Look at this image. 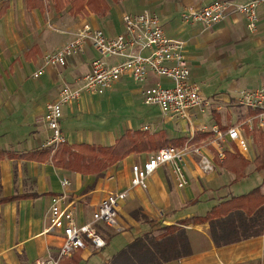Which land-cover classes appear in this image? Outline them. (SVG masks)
<instances>
[{"label": "crops", "instance_id": "crops-1", "mask_svg": "<svg viewBox=\"0 0 264 264\" xmlns=\"http://www.w3.org/2000/svg\"><path fill=\"white\" fill-rule=\"evenodd\" d=\"M88 1L0 0V112L4 113L5 105L12 103V98L5 96L9 85L5 79L12 74L14 89H30L33 129L37 125L49 135L40 121L36 123L37 118L43 116L46 104L55 100L60 87L65 83L75 86L99 56L87 46L83 55L69 57L64 67H47L38 78H32L40 64V56L60 49L85 25L100 30L107 37H114L122 33L123 15L148 11L158 16L167 38L183 42L190 81L200 90L205 101L203 108L189 111L183 119H167L161 113L160 119L148 114L147 117L137 115L120 132L97 128L94 131L93 126L86 125L83 120L84 117L92 119L93 112L87 110L86 105L104 93L83 94L78 101L62 109L60 127L65 143L108 147L128 130L141 131L144 130L141 125L161 122L166 126L175 125L179 131L176 138H170L165 128L147 130L163 132L170 141L166 146L177 149L186 145L198 147L199 143L212 139L211 135L199 131L201 125L225 130L246 117L248 112L235 107L234 98L240 90L257 88L264 81V3L257 7L256 30L249 33L241 15H233L210 28L181 19V14L188 8H202L215 0H94L91 9L87 6ZM232 1L247 3L254 0ZM104 7L107 12L101 16L99 13ZM106 61L114 64L118 59ZM227 72L232 81L221 86L220 80L225 79ZM25 78L33 79V86L26 84ZM127 80L134 81L124 75L107 90L119 88L131 96L137 90L143 98L142 92L146 88L169 84L163 78L149 75L146 82L134 81L138 88L131 90L123 88ZM83 126L87 131L82 130ZM197 136L201 137L198 141ZM252 148L247 155H239L232 144L233 151L226 153L227 159L234 155L244 159L240 176L221 167L220 163H214V170L203 175L198 169V157L186 155L182 166L187 186L183 189L175 187L169 166L159 167L147 179L146 190L131 189L120 203L117 215L120 231H113L119 234L108 238L105 231L111 229L105 228L102 230L106 239L103 249L89 248L63 261L77 255L78 264H107L134 238L158 227L173 225L184 229L189 252L163 264H264V168L255 169L257 145ZM41 149L25 152L0 149V264H33L37 260H46L47 254L55 253L62 236L46 233L45 228L49 198L62 191L59 179L71 183L66 191L74 200L76 223L83 224L90 220L102 199L129 188L133 164H142L159 150L131 153L99 174L86 175L54 167L50 156L37 155ZM211 149L209 146L200 152L209 155ZM126 200L136 201L137 205L124 206ZM213 208L218 216L211 221L179 224L203 217ZM137 213L141 214L142 221L137 219ZM153 223L158 226H152ZM112 243L117 249L111 251Z\"/></svg>", "mask_w": 264, "mask_h": 264}, {"label": "built area", "instance_id": "built-area-1", "mask_svg": "<svg viewBox=\"0 0 264 264\" xmlns=\"http://www.w3.org/2000/svg\"><path fill=\"white\" fill-rule=\"evenodd\" d=\"M261 3L264 0L247 3L215 0L202 8H188L181 14V19L210 28L233 15H241L246 20L247 30L254 32L258 22L257 7ZM72 35V39L57 51L42 54L40 64L32 74V78H38L47 67H64L69 57L83 55L87 46L99 56L91 62L89 72L82 75L75 86L63 84L55 100L45 106L40 123L49 133L47 145L52 152L65 142L60 127L63 107L78 101L83 94L102 95L124 75H129L137 83L146 82L149 75L169 82V85H155L142 92L144 104L157 106L164 118L183 119L189 111L201 110L204 106L198 86L190 81V68L184 55L183 42L164 35L156 14L142 11L123 15L122 33L114 37H107L100 30L86 25ZM109 58L118 61L111 64L106 61ZM237 103L253 114L249 113L238 126L229 128L226 133L212 127L209 130L212 139L204 145L206 149L211 146L220 161L224 158L225 151L230 149L229 143H233L238 152L249 151L243 134L244 126L252 130L256 122L255 125L260 130L264 129V81L257 88L241 90ZM199 131L205 133L207 127L201 125ZM189 154L198 157L200 171L212 169L209 158L202 155L198 147H163L149 155L142 164H133L130 169L129 188L102 199L90 220L83 224L76 223L74 200L66 191L71 183L62 179V191L49 198L45 228L46 233L61 235L62 242L56 249L55 256H48L46 260H37L33 264H59L79 251L89 248L94 251L103 249L106 239L102 230L106 228L120 231L117 221L118 207L129 191L146 190L147 179L162 166H169L178 188L184 187L186 180L182 161Z\"/></svg>", "mask_w": 264, "mask_h": 264}, {"label": "trees", "instance_id": "trees-1", "mask_svg": "<svg viewBox=\"0 0 264 264\" xmlns=\"http://www.w3.org/2000/svg\"><path fill=\"white\" fill-rule=\"evenodd\" d=\"M94 0H89L87 6L92 8ZM107 8L104 7L99 13L105 15ZM253 142L257 145L258 153L254 159L255 169L264 168V133L247 131ZM203 137V135H201ZM200 136L195 139L198 141ZM168 139L161 131L150 133L147 130L126 131L113 145L108 147L94 146L88 144L67 145L65 142L59 144L54 152L49 147L37 152L38 156L48 155L54 167L64 170L80 172L86 175L99 174L108 167L122 161L131 153H143L150 150H158L165 147ZM52 152V153H51ZM244 159L239 155L228 156L220 164L221 167L233 171L240 176L243 170ZM218 216L214 208L203 217H194L179 224L187 222L201 224L211 221ZM220 217V216H219ZM158 231V232H157ZM157 232V233H156ZM188 243L184 229L179 226H162L158 230L142 234L114 254L107 264H163L170 260L188 254ZM79 259L75 255L69 261H60L59 264H78Z\"/></svg>", "mask_w": 264, "mask_h": 264}, {"label": "rangeland", "instance_id": "rangeland-1", "mask_svg": "<svg viewBox=\"0 0 264 264\" xmlns=\"http://www.w3.org/2000/svg\"><path fill=\"white\" fill-rule=\"evenodd\" d=\"M249 33H251V31H249ZM226 37H231V36L227 35ZM226 74L227 75L224 77L225 79L220 80L221 86H227L232 81L229 78L230 73L227 72ZM231 75H233V74H231ZM5 80H6V82L9 83V85H7V88L5 90V96H6V98L11 97L12 103H9V104L7 103V105H5L6 109L4 108V113L0 112V149H4L6 151L15 150L17 152H25V151L33 150V148L39 149V148L48 147L47 141L49 139V135L43 129H41L42 127L40 128L37 125H34L35 129H33V115H31L33 113V97H31L30 89L27 87L25 89H23V88L14 89L12 84H13L15 78L13 77L12 74L7 75V78ZM24 82H26V84L30 83L33 86V79L29 80V78H25ZM125 87H129V88H131V90H133V89L138 88V84L132 80H127L125 85L123 86V88H125ZM242 90H245V89H242ZM239 92L237 93L236 97L234 98V105L237 108L242 107L237 103ZM133 94L134 95L131 96L127 92H123V90H119V88H114L112 90H106L102 96L97 98V100L92 98L90 100V102L86 105V109L93 112L92 117H91L92 119H84L85 118L84 117L83 118V120H85L84 123L86 125L93 126L94 131L97 128L98 130L111 129L113 131L120 132L123 130L124 126L131 124L132 123L131 120L134 117H136L137 115H139V116L142 115V116L147 117V114H148L150 117H152L154 119L155 118L156 119L161 118L159 109H157L154 106H148V105L144 104L143 98H142L139 91L136 90V91H134ZM128 95H130V97H127ZM13 99H15V100H13ZM43 99H45V98H43ZM43 99H41V101H43ZM204 104H205V101H204ZM245 110L248 112L247 115L249 113L253 114V113L249 112L247 109H245ZM247 115H246V117H247ZM38 119L39 118H37L36 123L40 121V119L39 120ZM243 120L239 119L238 121L242 122ZM239 124L231 126L229 128L236 127ZM255 124H256V122H254V128L252 130H249L247 126L243 127V131H244L243 134L246 137V140L248 142L250 149L252 147L254 148V145H256V144L245 133H247V131L255 132V133H264V129L260 130V128H258ZM205 126L207 127V131H205V133L208 134V136L212 135L209 130L212 127H216V126H212V127H208L207 125H205ZM83 127H85V128H82V130L87 131L86 126H83ZM140 127L144 130H151V131L161 129V128H165L168 130V136L170 138H172L174 136H175L174 138H176L179 135V131L175 125H167L166 126V125L161 124V122H155L154 124H149V125H141ZM229 128H226L225 130H221V129L220 130L223 133H226L225 131L228 130ZM89 130H91V128H89ZM64 138H65V136H64ZM65 142H66V138H65ZM205 143H206V141L198 144V148H200V151L202 149L206 150V147H204ZM232 144L233 143H229L230 149L225 151L224 158L221 161L217 157V153L215 152V150L213 148L208 153L209 155L202 154V155H205L209 158L212 169L204 171V172L200 171L201 174L208 175L214 170V163L215 164H217V163L221 164L225 160L226 153L228 151H233ZM235 149H236V153L239 155H247L249 153V151L245 152V153L238 152L236 146H235ZM168 169H169L168 171L170 172L169 167H168ZM198 169H199V167H198ZM62 179L63 178L59 179V182ZM26 182H27L26 179L23 180L24 185L26 184ZM185 185L187 186V181H186ZM175 187L177 189L185 188V186L182 188H178L176 186V184H175ZM125 205L130 208V206H132V207L136 206L137 202L136 201L130 202V201L126 200L124 206ZM137 215H138L137 219L139 221H142L141 220V214L137 213ZM152 226H158V224L153 223ZM159 228L160 227H158V229ZM158 229H156V230H158ZM123 231H124V228L121 232H123ZM117 234H119V233H113V230L105 231V235L108 238H111ZM113 244H115V243H112L109 247V249L111 251L114 249H117L116 246ZM47 251H49V250H47ZM47 256L53 257V256H55V253L47 254Z\"/></svg>", "mask_w": 264, "mask_h": 264}]
</instances>
